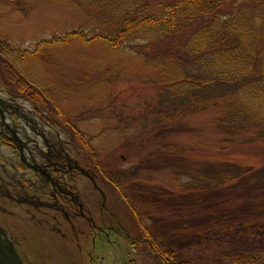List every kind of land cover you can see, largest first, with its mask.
Segmentation results:
<instances>
[{
    "label": "rangeland",
    "instance_id": "obj_1",
    "mask_svg": "<svg viewBox=\"0 0 264 264\" xmlns=\"http://www.w3.org/2000/svg\"><path fill=\"white\" fill-rule=\"evenodd\" d=\"M78 1L87 8L98 3V0H0V43L7 44L0 45V94L8 97L11 92L19 94L16 99L20 105L34 109L43 128L92 171L99 187L95 203L107 214L105 220L110 218V223L130 238L138 235L139 220L146 231L151 228L162 235L166 225L173 226L179 216L180 210L174 209L176 200L170 203L152 193L142 195L141 200L132 203L146 212L136 217L122 197L125 191H130L129 187L135 193L144 183L161 184L175 193L183 186L186 167L174 161L165 163L162 156L158 163V159H153H160L158 152L168 148L176 155L191 152L192 158L200 163L204 158H222L220 153H231L230 157L237 158L236 161L255 165L263 154L258 146L250 148L251 143L242 142L237 136L231 140L224 138L215 121V105L188 111L170 105L160 88L158 68L130 49L133 38L126 36L116 48L110 47L96 35L110 34L106 24L87 15ZM115 4H105L104 9L109 13L117 10L119 5ZM50 39L58 42L50 45L47 42ZM9 59L35 82L37 91L43 89L49 95L50 102L39 105L7 81L3 67ZM129 179L127 184H132L123 185ZM118 183L122 184L120 189L114 186ZM26 210L19 209L23 218L30 217ZM250 216L251 221L264 219V210ZM93 219L96 224L101 223L97 222L98 216ZM77 220L79 227L87 225L82 219ZM31 224L40 230L27 231L31 241L24 239L36 247L38 252L32 254L39 259L38 264H152L146 246L128 241L119 248L111 245L101 230H97L98 241L89 246L87 240L83 243L78 234L75 236L74 230L66 238L51 232L49 240L44 222ZM112 232L107 230L110 239L115 235ZM43 239L45 242L41 244ZM216 253L219 251L211 248L200 255L207 259L206 264H215Z\"/></svg>",
    "mask_w": 264,
    "mask_h": 264
},
{
    "label": "trees",
    "instance_id": "obj_2",
    "mask_svg": "<svg viewBox=\"0 0 264 264\" xmlns=\"http://www.w3.org/2000/svg\"><path fill=\"white\" fill-rule=\"evenodd\" d=\"M115 3L117 10L104 9ZM78 5L106 24L110 34L96 35L110 47L126 36L133 38L130 49L158 68L160 88L170 105L184 111L215 105L224 138L237 136L263 154L255 165L236 161L231 153L200 163L191 152H158L160 159L153 158L158 163L162 156L165 163L186 167L179 191L144 183L141 190L134 193L129 187L122 195L136 217L146 212L132 203L142 195L177 202L179 216L162 235L136 221V241L146 246L152 264H206L200 253L211 248L219 251L215 264H264V219L249 220L251 213L264 210V0H98L90 8ZM3 69L24 96L42 106L51 101L11 59ZM130 180L123 185L128 187ZM121 185L114 184L116 189Z\"/></svg>",
    "mask_w": 264,
    "mask_h": 264
},
{
    "label": "flooded vegetation",
    "instance_id": "obj_3",
    "mask_svg": "<svg viewBox=\"0 0 264 264\" xmlns=\"http://www.w3.org/2000/svg\"><path fill=\"white\" fill-rule=\"evenodd\" d=\"M18 95L13 92L9 97L0 94V226L22 262H39L32 254L38 252L36 247L25 240L29 239L27 231L40 230L31 224L32 221L44 222L50 233L49 240L52 239L51 232L66 238L74 230L75 236L78 234L82 242L87 240L90 246L98 241L97 230L111 229L115 233L112 239L106 235L111 245L120 248L128 241L129 244H142L135 236L130 238L128 233L112 225L110 218L104 219L107 214L95 203L99 187L93 180L92 171L43 128L34 109L20 105L16 99ZM20 208H29L26 211L30 217L23 218ZM94 216H98L97 222L104 226L96 224ZM78 218L87 225L79 227ZM44 242L43 239L41 244ZM48 246L52 248V245Z\"/></svg>",
    "mask_w": 264,
    "mask_h": 264
},
{
    "label": "water",
    "instance_id": "obj_4",
    "mask_svg": "<svg viewBox=\"0 0 264 264\" xmlns=\"http://www.w3.org/2000/svg\"><path fill=\"white\" fill-rule=\"evenodd\" d=\"M0 264H24L11 239L0 226Z\"/></svg>",
    "mask_w": 264,
    "mask_h": 264
},
{
    "label": "bare ground",
    "instance_id": "obj_5",
    "mask_svg": "<svg viewBox=\"0 0 264 264\" xmlns=\"http://www.w3.org/2000/svg\"><path fill=\"white\" fill-rule=\"evenodd\" d=\"M222 225V224H221ZM222 227V226H221Z\"/></svg>",
    "mask_w": 264,
    "mask_h": 264
}]
</instances>
